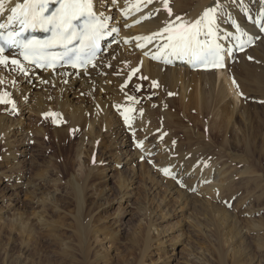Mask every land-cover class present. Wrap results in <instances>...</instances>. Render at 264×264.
I'll list each match as a JSON object with an SVG mask.
<instances>
[{
  "label": "rangeland",
  "instance_id": "374dc122",
  "mask_svg": "<svg viewBox=\"0 0 264 264\" xmlns=\"http://www.w3.org/2000/svg\"><path fill=\"white\" fill-rule=\"evenodd\" d=\"M125 61L117 65L124 74L132 63ZM139 73L137 82L142 85L124 89L142 112H148L142 117L151 119L143 117V125L149 122L147 128L153 133L144 141L155 144L159 158L128 161L124 157L122 167L114 166L122 137L133 143L138 132L127 130V121L118 115L121 123H116L123 135L115 127L103 129L100 122L89 134L57 102L67 97L71 106L80 107L81 97L73 99L74 89L65 94L51 91L42 116L25 115L19 109L4 113L0 264H221L219 253L224 254L225 264H233L234 251L241 252L244 264H264V104L248 100L243 105L239 99L240 110H233L231 96L227 103L210 102L212 108L196 104L182 110L180 98L167 90L170 82L159 79L153 84L144 72ZM19 78H12L14 89L0 87L8 94L5 100L15 106L21 104L26 89ZM194 80L197 85L187 97L202 96L203 85ZM94 97H87L91 109H95ZM4 104L10 103L0 107ZM93 115L87 116L92 123ZM126 150L133 152L131 146ZM213 163L236 179L218 190V196L199 197L192 189L194 178L182 175L189 167L204 165L205 171ZM165 170H177L176 175L167 177ZM179 170H184L181 176ZM76 187L82 195L80 205ZM204 198L223 215L217 226L220 232Z\"/></svg>",
  "mask_w": 264,
  "mask_h": 264
},
{
  "label": "bare ground",
  "instance_id": "6f19581e",
  "mask_svg": "<svg viewBox=\"0 0 264 264\" xmlns=\"http://www.w3.org/2000/svg\"><path fill=\"white\" fill-rule=\"evenodd\" d=\"M18 2H22V0H6L5 10L0 14V23L5 25L8 24L7 17L11 14L10 9L15 7ZM93 2L94 10L97 12V18L103 25L100 32L104 37V47L97 55L95 61L89 64L83 71L67 68H59L55 71L39 70L34 66L24 63L20 57L21 51L14 46H10L6 54L0 55V59L7 58L5 64H0V87L4 88V85H7V88L14 89L13 87L16 86V83L12 80L13 77H20L19 81L26 87V89L22 90L23 93L21 94L20 105L13 106V103L1 105L0 131L2 128H5V126L2 127L3 122L7 118L4 113L10 110L14 112L13 110L19 109L21 111L23 110L22 112H24L25 115L34 114L42 116L43 113L47 111L45 109L50 99V92L57 89L65 94L67 89L70 88L76 91L73 94V99H76L75 96L81 97L80 102L82 105L74 108L71 106V100L67 97H60L57 99V102L60 105V109L69 114L75 123L78 122L83 127H86L89 134L96 128L95 122H100L103 129L106 127L107 130L109 129L110 131H112V127H115V129L117 128V130H119L118 132L122 134L119 124L120 121L119 118H117L118 115H121L123 121H127V125L125 124L126 122L124 123L127 130L130 132L133 130L134 133L138 132L137 135L135 134L136 136L133 143H129L130 141H128V139L122 137L119 144L122 146V149H119L118 152L114 154V157L118 158V160L114 161V166H118L119 168L122 167V162L120 160L124 157L129 158L128 161L145 157L159 158L160 155H157V152L154 151L153 148L155 144L152 146L144 141L145 137H149L148 139H150V135L153 133V131L149 130L151 128H147L150 123L146 121L151 119L147 117L148 112L143 111L147 112V116L144 117V115L143 117L148 118L144 121L147 123V126H144L142 107L136 105L135 98L130 101V95L127 96L124 89V87L128 85H130V87L131 85H136L138 87L142 85H140V81L137 82V76L140 73L137 74L132 81H129V77L133 70L139 67L141 68L139 72H144L150 83L155 84L154 82L159 79H166L168 85L170 82L171 87L167 90L180 98V108L182 110L183 108L187 109L196 104L205 107L208 106L210 102L214 105L222 104L228 101L231 96L230 104L233 110L239 109L237 102L239 99L241 100L240 103L243 105H245L248 100L258 104H264V0H168L169 7L171 8V15H169L168 10L164 7V0H93ZM218 5L219 7H217ZM208 8H216L215 34L213 36L207 35L206 29L202 24L200 35L197 38L202 44L206 42L214 43L219 46L220 50L226 52L228 57L226 70L218 73L215 71H193L189 66L194 59L190 58L188 55L174 52L170 46L172 42L168 39L170 35L176 36L179 31H182V29H180L181 25L188 26L200 19ZM178 17L179 19H177ZM18 25L19 24H15L8 30H6V28L0 30L17 32L19 31ZM168 25H171L175 31L168 33L163 32V29ZM148 37L151 39H145ZM242 46H246L247 49L243 53L237 54V50ZM13 60L18 61L19 64H13ZM123 60H130L132 62L126 74L123 72L120 73L118 70L119 67H117L119 62H123ZM126 61L124 62L125 64L129 63V61L127 63ZM20 65L23 66L24 71L20 70ZM124 68H126V66ZM195 78L201 81L200 83L203 85L204 91H201L202 96H194L192 94V98L190 96L187 97L188 94L191 93L189 89L197 85L194 84V82H196L194 80ZM10 82H12V86L8 84ZM191 83L194 84V86L191 85ZM130 87H127L126 90H131ZM2 88L0 89V96L3 95L6 97L7 95H4L5 92L2 91L4 90ZM34 89H37L38 93L34 94L32 91ZM197 89L195 95L199 93ZM79 90L81 91L80 95L78 93ZM91 95L92 97H96H94L96 99L94 101L95 109H91V106H89L87 102V97ZM247 104H249V102ZM212 107L210 106L209 108ZM220 109L218 111H220ZM242 112L243 110L241 113ZM91 114H94V123L91 122V119L87 118V116ZM23 121L24 120H22V123ZM117 121L119 122L116 123ZM12 125L14 126V124H11V126ZM22 126L24 125L21 124V126L17 128L20 129ZM10 130H12V127ZM155 131H157V129H155ZM24 133L25 132H23V136ZM153 137L157 139L159 134ZM127 146H131L133 152L126 150ZM128 152H131L132 155H127L126 153ZM209 164L206 166L205 171L202 168L204 165H200L202 169L192 166L187 168L182 175L192 176V178H194L192 183L194 188L192 189L195 190L196 188V195L199 197H208L207 199H210L211 194H219L218 190L222 189L221 191H223L236 179L231 176H225L214 163L211 164L209 168ZM176 171L177 170H175V172ZM182 171L184 170L178 171L179 176H181ZM175 172L169 171L167 177L171 175L175 176ZM76 185L78 184H75V186ZM75 189V195L80 205V198H82L81 191L78 187ZM187 189L189 191V188ZM225 192H227V190ZM210 201L204 198V205L211 210L214 227L217 229V232H220L217 226L220 219L223 218V215L217 208H213L216 204H212V206ZM205 209L206 208H204V210ZM214 213H216V215ZM226 220H228V218ZM210 223L212 224V222ZM79 225L82 230L80 220ZM219 254L221 257V264H225L224 254ZM240 255L241 252L234 251L232 256H234L233 259L237 261H234L233 264H244V262H242L243 258Z\"/></svg>",
  "mask_w": 264,
  "mask_h": 264
},
{
  "label": "snow or ice",
  "instance_id": "6c2138e0",
  "mask_svg": "<svg viewBox=\"0 0 264 264\" xmlns=\"http://www.w3.org/2000/svg\"><path fill=\"white\" fill-rule=\"evenodd\" d=\"M49 2L50 0H22V2L16 3L15 7L10 9L11 14L7 17L8 24L0 23V29L12 28L15 24H19V32L7 31L6 34L0 33V39H4L6 43L12 46L22 43L17 37L28 28L35 29L39 27L52 32L51 39L47 41L29 40L23 42L25 59H29L30 56L38 58L42 56L43 49L55 46L56 44L70 43L76 35L73 30V22L81 18H87L88 21L85 25L83 36L85 41L89 43L96 40L100 29L103 27L97 18V12L94 10L93 0H61L59 7L51 13H48ZM5 5L6 0H0V14L5 10ZM164 7L168 10L169 15H171L168 0H164ZM215 13L216 8H208L203 13V16L191 25H181L180 29L182 31H179L176 36L170 35L168 37L172 42L170 46L173 51L178 54L188 55L190 58L201 63L211 64L213 67L223 66V57L219 55V46L207 42L202 44L197 38L200 35L202 24L206 29L207 35L213 36L215 34ZM171 31H175L171 25L163 29L165 33ZM145 39L150 40L151 38ZM2 51L3 47L0 46V52ZM6 62L7 58L0 59V64H5ZM32 62L35 63L37 61L33 59ZM12 63L19 64L16 60H13ZM20 70L24 71L22 65H20ZM4 95L8 94L5 93ZM129 99L132 98L129 97ZM0 103H13L14 106V102L5 100L4 96H0ZM167 171L165 170L166 174Z\"/></svg>",
  "mask_w": 264,
  "mask_h": 264
}]
</instances>
